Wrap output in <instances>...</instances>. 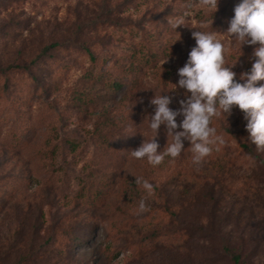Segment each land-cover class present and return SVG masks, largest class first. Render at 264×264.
<instances>
[{"label":"rangeland","instance_id":"1","mask_svg":"<svg viewBox=\"0 0 264 264\" xmlns=\"http://www.w3.org/2000/svg\"><path fill=\"white\" fill-rule=\"evenodd\" d=\"M238 3L0 0V264H232L224 245L264 264V152L238 106L213 118L225 143L200 165L187 140L155 167L131 155L154 135L151 98H185L171 89L192 26L238 59V81L251 69L258 45L240 55L226 33ZM156 139L172 142L164 125Z\"/></svg>","mask_w":264,"mask_h":264},{"label":"clouds","instance_id":"2","mask_svg":"<svg viewBox=\"0 0 264 264\" xmlns=\"http://www.w3.org/2000/svg\"><path fill=\"white\" fill-rule=\"evenodd\" d=\"M218 4L219 0H199L201 8L214 13ZM168 22L174 30L181 25L188 26L183 18ZM192 27L198 29L192 32L196 45L189 52L184 66L178 69V85L174 84L171 89H184L185 98L179 100L180 107L174 110L169 107L172 103L170 95H154L150 104L155 109L149 124L154 135L131 151L135 159L146 158L154 167L162 164L165 157L179 158L185 148V140L192 146L193 164L203 163L211 154L213 145L225 143L217 135L216 128L211 126L213 118H226L237 106L247 121V140L258 152H264V84H258L264 81V0H240L226 30L227 36L238 42L240 55L243 45H258L250 57L255 58L251 69L241 72L239 81L233 71L238 59L234 63L226 62V47L222 40L213 32ZM178 116L183 117L179 123ZM161 125L167 129V136H172V142L163 152L159 151L156 139ZM135 182L140 184L141 178L135 177ZM143 186L149 191L152 188L147 181H143ZM145 210V203L141 200L139 211Z\"/></svg>","mask_w":264,"mask_h":264},{"label":"trees","instance_id":"3","mask_svg":"<svg viewBox=\"0 0 264 264\" xmlns=\"http://www.w3.org/2000/svg\"><path fill=\"white\" fill-rule=\"evenodd\" d=\"M88 52L89 50L86 49ZM150 59V58H149ZM103 79V78H101ZM107 86L110 89H117L119 88V84L115 81H111V80H105ZM224 251H227L228 253H230L231 256V260H232V264H243L244 258L242 257L243 255L241 254L240 251L237 250H231L230 248H228L227 245H224ZM212 264H216L215 262H212Z\"/></svg>","mask_w":264,"mask_h":264}]
</instances>
